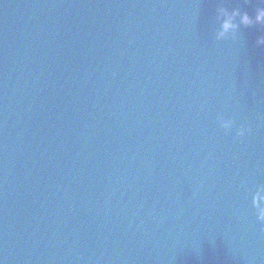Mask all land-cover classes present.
Masks as SVG:
<instances>
[{
  "label": "water",
  "instance_id": "1",
  "mask_svg": "<svg viewBox=\"0 0 264 264\" xmlns=\"http://www.w3.org/2000/svg\"><path fill=\"white\" fill-rule=\"evenodd\" d=\"M54 0L18 150L6 264H264V26L217 6ZM246 123L237 142L218 116Z\"/></svg>",
  "mask_w": 264,
  "mask_h": 264
},
{
  "label": "clouds",
  "instance_id": "2",
  "mask_svg": "<svg viewBox=\"0 0 264 264\" xmlns=\"http://www.w3.org/2000/svg\"><path fill=\"white\" fill-rule=\"evenodd\" d=\"M247 2L248 0H245V3ZM259 3L264 5V0H259ZM212 23L216 41L235 40L238 30L242 27L264 26V6H257L254 15L250 16L248 12L242 11L239 6L226 7L220 5L215 8ZM255 44L256 46H264V36L258 37ZM217 123L225 132H234L233 139L237 142L244 140L246 136L251 134V127L248 124H237L230 116H218ZM251 208L254 211L255 221L259 225L260 231L264 232V184L256 185L255 192L251 197ZM0 264H6L2 256H0Z\"/></svg>",
  "mask_w": 264,
  "mask_h": 264
}]
</instances>
